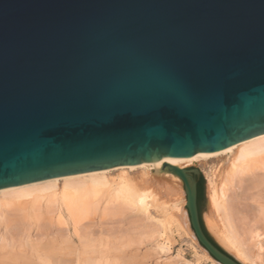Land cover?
<instances>
[{"label":"water","instance_id":"1","mask_svg":"<svg viewBox=\"0 0 264 264\" xmlns=\"http://www.w3.org/2000/svg\"><path fill=\"white\" fill-rule=\"evenodd\" d=\"M264 134V0H0V189ZM206 234L198 168L164 163Z\"/></svg>","mask_w":264,"mask_h":264},{"label":"bare ground","instance_id":"2","mask_svg":"<svg viewBox=\"0 0 264 264\" xmlns=\"http://www.w3.org/2000/svg\"><path fill=\"white\" fill-rule=\"evenodd\" d=\"M211 158H215L217 165L206 178L211 215L210 217L206 215L207 221H205L211 228L213 225V223L211 225V222L216 221L217 226L219 225L217 233L220 232L221 240L228 245V248L230 246L231 250L233 249L232 252L235 253V257L243 264H264V229L263 231L259 229L250 231L252 233L250 234V245L246 244L238 238L239 234L235 230L232 214L228 207V192L236 181L241 182L247 179L253 181L256 188L264 187V134L227 146L217 152L197 153L193 156L181 158H161L155 161L154 164L121 165L100 171L56 177L0 189V264L109 263L107 256L105 257L106 260L103 261L101 259L102 255L101 257L95 255L97 251L94 238L89 239L90 237H88L87 240L86 237H83L86 239L84 240L81 234L77 233L47 240L25 234L26 236H23L22 241L17 242L16 240L17 243L11 238H9L10 241L6 238L9 229L23 228L24 223L26 222L27 225V221L31 217L36 218L35 216L47 215L51 219L53 218L69 226L74 223L78 214L88 209H99L101 207L104 212L110 214L131 212L133 215H138L143 220L149 221L151 226H153V223L157 227L159 226L158 229L157 227H155V230L151 229L153 233H156V237H153L155 238L154 250H158L156 252L158 256L156 257L160 259L159 255L161 253V255H165L163 256L164 261L161 259L163 264H175V261L170 260L173 256L169 254L171 248L169 239L166 237L168 235L166 229L172 220H175L173 222H177L186 229L187 216L184 209L186 194L184 197L183 192L185 191H183L184 188H181V186L183 187L180 184L181 179L165 169L163 164L166 162L185 168L191 164L203 163ZM154 206L155 208L160 207V210L156 211ZM259 206L264 213V204L261 203ZM50 218L49 220H51ZM2 228L5 229V233H1ZM212 230L215 229L212 228ZM152 236L150 237L152 238ZM193 238L195 241L197 240L196 236ZM4 247L12 249L2 253ZM202 247V252L206 258L211 259L212 263L221 264L217 260L215 261L208 251ZM230 248L229 251H231ZM149 250L147 253H149ZM154 250L151 251L155 252ZM175 257H180L178 262L181 261L180 254ZM156 261L154 264L159 262V260ZM184 264H198V262L184 259Z\"/></svg>","mask_w":264,"mask_h":264},{"label":"rangeland","instance_id":"3","mask_svg":"<svg viewBox=\"0 0 264 264\" xmlns=\"http://www.w3.org/2000/svg\"><path fill=\"white\" fill-rule=\"evenodd\" d=\"M206 161H204L203 163H196V164H191V165L187 166L189 168H198L200 173H201V177L204 178L203 197H202V201H201V204H202L201 218H202L203 224H204L206 230L211 235V237L214 239V241L225 252L232 255L235 259H237L239 262H241L238 258L235 257V253L232 252L233 249L231 250V248L229 246V248L231 250V251H229L228 245H226V243L223 240H221V237L219 235L220 232H219V234L217 233L219 230L218 229L219 225L217 226L216 221L213 220L214 222L213 221L211 222V225H212V223H213V225H215L216 228L213 227V225H212V228L215 230H212L210 225L206 222L207 217H210V215H211L210 214L211 206H209L210 201L208 199L209 196H208L207 179L206 178H207V175H209L212 172V170L215 168V166L217 165V161L215 160V158H211L210 160H206ZM180 184L182 185L181 181H180ZM181 188H183V187L181 186ZM228 193H229L228 207H229L230 212L232 214V222H233V225L235 224L234 225L235 230H237L239 232L238 233L236 231L237 234H239L238 238L241 239L242 241L246 242V244H249L251 241L250 240L251 239L250 234H252L250 231H253L255 229H259L260 231H263V229H264L263 228L264 227V217H262V216H264V213L261 211V209H260L261 207L259 206V205H261V203L264 204V202H263L264 201V187L256 188L253 185V181L246 179V180H243L241 182L236 181L235 184L233 186H231V189ZM183 194L185 197V192H183ZM258 200H259V202L260 201H262V202L259 203ZM154 209H156V211H158V210H160V207L155 208V206H154ZM184 209H185V213L187 216V227L188 228L186 227V229H185L184 227L177 224V222H173L175 220H172L168 224L170 228L167 226V229H166V232L168 231L167 232L168 235H166L167 233L165 235L169 239V244H170V248H171V251L169 254H170V256H173L172 259H170V260L175 261L174 262L175 264L176 263L177 264H184V259H187L190 261L196 260L198 262V264H215V262L212 263V260L206 258V256L203 254L202 249H201L202 246L199 244L198 240H196V241L194 240L193 237H195V235L192 232V229L190 226L186 206H184ZM12 213H14V212H12ZM17 213H19V212H17ZM206 215H207V217H206ZM46 216L47 215L35 216L36 218L31 217L32 219L29 218L28 221L25 220L28 222V224H27L28 226L25 224L26 223L25 222L23 228L18 227V228H15V230L13 228H11L12 230L9 229L6 233L8 235V237L6 236L7 240L10 241L9 238H11V240L13 239L15 242H16V240H17V242H20V240L22 241L23 236H26V235H30L34 238L37 237V238H41V239L43 238V240H47V239L53 238V237L60 238V237H66V235H68V236L69 235H75L77 233V234H81L82 238L86 237L87 240H88V237H90L89 239L94 238V240L96 241L95 249L97 251V254L95 253V255L96 256L98 255V257H101V255H102L101 259L103 261L106 260L105 257L107 256V259L109 260V263H107V264H154V262L156 260H157L156 262H158V260H159V262L155 263V264H163L161 259H163V261H164L163 256H165V255H163V254L161 255V253H160V255H159L160 259H158L159 257H156V256H158V253L156 255V252H158V250L157 249L154 250V246H153L154 240H155V238H153V237L154 236L156 237V233H153V230H155V227H157V225H155L153 223L152 224L153 226H151V223L149 221H147L146 219L143 220V218H141L135 214L133 215V213H131V212H125L123 214L122 213L121 214H110V213L104 212V209L102 207L99 209L98 208L97 209H88V210L84 211L83 213L78 214L74 223L72 225H69V226L66 224H62L60 221H56L55 219H53V218L51 219L49 216H47L52 220V222H51V220H49V218L47 219ZM205 217H206V219H205ZM31 223H32V225H31ZM158 227H157V229H158ZM180 227H182V228H180ZM151 229H153V230H151ZM240 229H241V231H240ZM4 230L2 228L1 233H5ZM150 231H151V234H150ZM21 233H23V234L21 235ZM150 236H152L153 239ZM83 239L86 240L85 238H83ZM141 241H144V242H141ZM134 243H138V244H134ZM151 243H153V244H151ZM196 245H198L199 247ZM147 247H149V248H147ZM150 247L153 249H151ZM14 248L16 249V247H14ZM10 249H12V248H10V247L5 248L4 247V249L2 248V250H3L2 253H6L7 250L9 251ZM146 249H147V251H146ZM148 249H150L149 253H147ZM151 250H154L155 252H153ZM0 251H1V249H0ZM177 254L181 255V261H179V262H178V260H180L179 259L180 257L179 258L177 257L178 259L175 257V256H177ZM173 258H174V260H173ZM175 258H176V260H175ZM160 261H161V263H160Z\"/></svg>","mask_w":264,"mask_h":264},{"label":"trees","instance_id":"4","mask_svg":"<svg viewBox=\"0 0 264 264\" xmlns=\"http://www.w3.org/2000/svg\"><path fill=\"white\" fill-rule=\"evenodd\" d=\"M203 185H204V178L203 177H200L199 179V182H198V208H199V212H200V215L202 213V204H201V201H202V197H203ZM201 222H202V226H203V229L204 231L206 232V234L208 235V237L221 249L223 250L215 241L214 239L211 237V235L209 234V232L206 230L204 224H203V221H202V218H201ZM224 251V250H223Z\"/></svg>","mask_w":264,"mask_h":264}]
</instances>
